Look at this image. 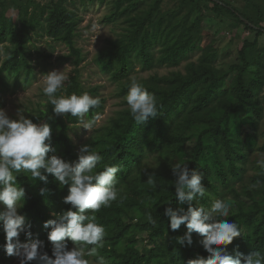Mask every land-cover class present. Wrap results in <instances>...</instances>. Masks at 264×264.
I'll use <instances>...</instances> for the list:
<instances>
[{
	"label": "trees",
	"instance_id": "16d2710c",
	"mask_svg": "<svg viewBox=\"0 0 264 264\" xmlns=\"http://www.w3.org/2000/svg\"><path fill=\"white\" fill-rule=\"evenodd\" d=\"M75 1L0 0L1 90L28 84L34 74L33 52L47 58L59 43L69 51L66 58L73 65V75L66 91L58 95L88 92L99 97L97 87H87L80 80L84 57L75 37L81 17L75 7H69ZM241 1L235 7L232 0H109L105 20L117 24L119 31L107 40L96 63L116 84L122 109L80 145L71 136L81 124L79 119L56 116L47 97L24 114L34 123L52 126L55 152L49 156L73 161L80 146L89 143L102 157L97 171L106 165L119 167L118 199L110 207L87 212L106 229L104 247L98 252L107 264H188L198 257L208 258L200 244L203 237L193 233L192 245L180 246L175 238L184 235L186 225L172 231L170 218L163 215L169 202L174 210L188 207L176 202L171 186L175 179L171 166L178 161L203 172L206 192L198 201L205 208L217 199L232 203L231 216L224 219L237 222L241 235L227 246L228 253L234 258L237 252L264 254V168L257 164L264 158V45L259 40L264 34V0ZM212 14L230 18L248 35L238 36L230 50L208 31V40L192 59ZM41 40L46 49L36 44ZM183 62L184 71L135 75L137 66L141 70L176 68ZM133 78L154 93L159 104V115L143 124L132 119L125 99ZM99 98V107L86 118L103 113L105 99ZM150 177L154 184L148 182ZM17 183L26 190L19 211L31 225V239L44 241L51 256V229L44 223L70 207L64 203L68 187L60 186L51 175L45 185L20 173ZM42 187L47 188L44 195ZM143 232L145 236L139 237ZM20 240L24 243L29 238L22 233ZM5 243L0 226V264H10L12 258L4 250ZM68 244L73 246L71 241ZM86 259L94 264L95 257Z\"/></svg>",
	"mask_w": 264,
	"mask_h": 264
},
{
	"label": "clouds",
	"instance_id": "9594fccd",
	"mask_svg": "<svg viewBox=\"0 0 264 264\" xmlns=\"http://www.w3.org/2000/svg\"><path fill=\"white\" fill-rule=\"evenodd\" d=\"M42 77V91L52 105L53 113L78 118L82 128L89 132L99 116L86 117L91 109L99 107L100 98L88 92L58 95L66 91L68 77L63 71L53 70ZM125 99L132 119L138 124L159 115L157 97L135 78L130 82ZM51 140L52 126L48 122L34 123L19 109L13 117L0 108V226L5 233L4 250L8 256L17 257L19 264H31L33 261L35 264H93L86 257H95L94 264H107L98 252L104 247L106 229L97 222L95 215L87 212L95 213L102 207H110L118 199L117 173L120 169L112 164L97 171L102 157L89 143L80 146L77 159L73 161H66L55 154L49 156L50 152H55ZM257 164L264 168V158ZM171 171L175 177L171 186L174 187L176 202L188 207L186 211L183 207L174 210L172 202H169L163 215L170 218L172 231L186 225L184 235L175 238L177 244L192 245L193 233H196L203 237L200 244L209 254L208 258L198 257L189 260L188 264H242V261L244 264H264V254L260 251L248 255L237 252L235 258L228 253L227 246L241 235L240 226L224 219L231 216L233 205L230 201L217 199L210 208L199 203L198 197H203L206 192L202 183L205 178L203 172L185 161L175 162ZM20 173L30 174L33 181L45 185L51 175L60 186L68 187L64 203L70 207L53 214L55 218L44 223L45 228L51 229L48 232L51 256L45 250L44 241L31 239V225L20 214L26 195L25 188L17 183V174ZM148 182L155 183L151 177ZM46 191V187L40 188L41 195ZM22 233L29 238L28 242H21ZM68 241L72 242L71 248Z\"/></svg>",
	"mask_w": 264,
	"mask_h": 264
},
{
	"label": "rangeland",
	"instance_id": "374dc122",
	"mask_svg": "<svg viewBox=\"0 0 264 264\" xmlns=\"http://www.w3.org/2000/svg\"><path fill=\"white\" fill-rule=\"evenodd\" d=\"M46 2L47 0H41ZM235 7H240L241 0H232ZM69 7H75L77 14L81 17L78 24L77 35L75 37L76 47H78L84 60L80 63V80L87 87H97L99 97L105 99L103 113L99 116V120L95 126L89 130L82 128L79 124L75 127L74 132H71L72 139L81 144L95 132L101 125L107 123L116 113L122 109L121 97L117 96V86L109 79V75L103 72L96 63V57L99 52L106 46L107 40L114 38L119 31L117 24L108 23L105 16L110 12L109 0L99 3L97 0L90 2L85 0L84 3L79 0L75 1L74 5L69 4ZM10 14L14 13L12 10ZM210 21L206 24L205 35L200 46L193 52L192 59H196L201 51V46L205 40L207 41V32L214 34L217 39H222L223 45H229V49L233 50L236 46L238 36H246L248 32L244 31L242 26H234L232 20L224 16L210 15ZM264 25V23H263ZM235 27V28H233ZM260 44L264 45V34L260 37ZM36 44L42 49H46L43 40L37 41ZM48 52V51H44ZM69 51L63 44L56 43L55 50L49 57L38 56L35 52L31 56V62L34 67L33 76L30 82L26 85L20 84L17 87L11 86L7 91L0 88V108L5 109L10 116L15 117L17 110H21L25 114L29 109L35 107L38 103L43 101L46 96L42 89L44 87L42 75H46L53 70L63 71L68 77L73 75V65L66 58ZM233 55V54H232ZM185 63H181L179 67L168 68L166 66H157L151 70H141L137 66L135 75L137 77H147L150 74H167L170 70L184 71ZM145 233H140L139 237L143 238ZM10 264H19V259L12 256Z\"/></svg>",
	"mask_w": 264,
	"mask_h": 264
}]
</instances>
